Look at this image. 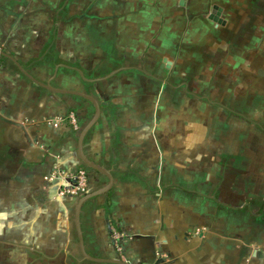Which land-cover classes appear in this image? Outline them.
<instances>
[{
    "label": "crops",
    "instance_id": "0c3cea01",
    "mask_svg": "<svg viewBox=\"0 0 264 264\" xmlns=\"http://www.w3.org/2000/svg\"><path fill=\"white\" fill-rule=\"evenodd\" d=\"M54 88L100 105L88 256L264 264V0H0V264H119L50 178L93 113Z\"/></svg>",
    "mask_w": 264,
    "mask_h": 264
},
{
    "label": "water",
    "instance_id": "95a60500",
    "mask_svg": "<svg viewBox=\"0 0 264 264\" xmlns=\"http://www.w3.org/2000/svg\"><path fill=\"white\" fill-rule=\"evenodd\" d=\"M54 90H56L57 92H60V93H69V94H74V95L83 97V98L87 99L92 104L93 113L90 116V118L88 119V121L80 128V130L78 132V138H77L78 155H79V158H80L82 164L85 167H87L91 170H94L96 172H99L107 178V182L102 187L81 195L77 200V203L75 206V224H76V231H77V236H78V241H79L81 253L85 258L92 260L94 262H115V263H119V264H127V263L120 261V260H110V259L106 260V259H100V258H94V257L88 256L86 254V252L84 251L82 233H81V229H80L79 217H80V211H81L82 205L86 201L90 200L91 198L98 196V195L106 192L107 190H109V188L111 187V184H112V176H111L110 172L108 170L104 169L102 166L93 162L91 159H89L84 154V151H83V142H84L86 136L88 135V133L90 132V130L92 129L93 125L97 122V120L99 118L100 105L93 96L88 95V94H84V93L76 92V91H71V90L59 89V88H54Z\"/></svg>",
    "mask_w": 264,
    "mask_h": 264
},
{
    "label": "built area",
    "instance_id": "2783aa9c",
    "mask_svg": "<svg viewBox=\"0 0 264 264\" xmlns=\"http://www.w3.org/2000/svg\"><path fill=\"white\" fill-rule=\"evenodd\" d=\"M70 122L74 128H78L77 120L73 114L69 116ZM63 177L60 173H52L50 178H59L63 181L59 189V194L64 196H81L87 192V171L80 168L66 173ZM113 236L118 238L120 234L113 232Z\"/></svg>",
    "mask_w": 264,
    "mask_h": 264
},
{
    "label": "trees",
    "instance_id": "16d2710c",
    "mask_svg": "<svg viewBox=\"0 0 264 264\" xmlns=\"http://www.w3.org/2000/svg\"><path fill=\"white\" fill-rule=\"evenodd\" d=\"M81 168L84 169V170H88L87 167H85V166L84 167H81Z\"/></svg>",
    "mask_w": 264,
    "mask_h": 264
}]
</instances>
